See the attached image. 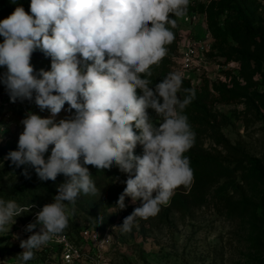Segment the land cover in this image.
<instances>
[{"label":"clouds","instance_id":"1","mask_svg":"<svg viewBox=\"0 0 264 264\" xmlns=\"http://www.w3.org/2000/svg\"><path fill=\"white\" fill-rule=\"evenodd\" d=\"M189 3L30 0L31 14L18 5L0 20V67L6 68L0 83L12 103L34 101L41 112L50 113H26L17 149L4 160L15 169L23 167L26 179L28 166L43 182H55L60 174L67 178L58 185L53 202L25 227L32 235L20 241L23 251L16 256L17 264L33 260L64 232L81 195L100 196L85 165L98 170L115 165L127 174L115 208L125 209L126 197L140 206L114 226L122 234L132 231L137 217L156 216L177 188L193 182L185 153L194 146L196 133L185 109L196 91L182 87L180 72L154 83L152 70L174 40L177 22L172 17H183ZM37 50L51 58L50 70L34 69L31 58ZM66 103L74 115L57 121ZM138 144L143 148L140 155L135 154ZM34 206L0 198V233H8L15 218Z\"/></svg>","mask_w":264,"mask_h":264},{"label":"rangeland","instance_id":"2","mask_svg":"<svg viewBox=\"0 0 264 264\" xmlns=\"http://www.w3.org/2000/svg\"><path fill=\"white\" fill-rule=\"evenodd\" d=\"M218 1L190 0L183 17H172L177 22V27L172 29L174 40L167 46L168 54L161 64L153 67V81L158 82L170 72L182 73V87L196 91V98L185 109L192 129L200 127L198 119L203 113L200 104H205L217 118L221 134L237 145L240 153H230L217 146L210 138L211 132H204V147L220 151L225 165L230 167L220 182L211 188L208 204L191 206L182 212H166L178 190L188 192L193 182L181 186L175 190L167 205L160 206L156 216L148 219L137 217L130 233L122 234L114 226L121 225L124 218L140 206L139 201L133 204L126 197L125 209L113 207L94 215L98 210L94 208L91 212L94 216L76 208L77 214L88 220L81 223L77 230L71 226L64 230L82 245V251L87 255L75 264H264V64L248 60V52L254 49L250 42L215 36L209 14L213 3L214 10H217ZM258 1L260 8L255 10L253 4L248 8L264 26V0ZM18 5L21 6L19 0L16 3L0 0V7H13L15 10ZM23 8L31 14L30 5ZM214 20L217 27L225 29L226 15L214 14ZM0 42H3V37H0ZM194 42L198 49L188 61L189 44ZM31 63L36 71L50 70L51 58L37 50ZM5 71L6 68L0 67V74ZM179 95L183 96V92ZM68 108L66 103L56 117L57 121L74 115L75 110L69 112ZM29 111L41 117L50 115L46 111L41 112L34 101L17 100L12 103L6 87L3 84L0 86V148H5L4 157L10 150L17 149L19 134L23 131L21 121ZM50 150L51 146L45 158L50 155ZM142 151V146L138 144L135 154L140 155ZM4 157L0 159L1 194L15 197L24 194L22 197L26 199V192L31 187L49 186L54 189L50 192L53 202L57 184L41 181L31 166L30 178L22 179L18 169ZM237 161H241L238 169L235 168ZM120 174L121 177L113 184L115 189L123 192L127 174ZM228 198L238 203L235 216H229L225 209ZM25 201L20 205L35 206L16 217L8 233H0V264L4 261L6 264H17L16 256L23 251L20 241L28 238L22 235L21 227L29 221L35 222L36 213L49 204L43 202L39 206L38 201ZM70 217L74 218L73 215ZM82 228L90 232L84 242H81L79 232ZM43 247L35 253L34 259L42 257V254L47 256ZM48 257L58 264L60 256L49 252Z\"/></svg>","mask_w":264,"mask_h":264},{"label":"trees","instance_id":"3","mask_svg":"<svg viewBox=\"0 0 264 264\" xmlns=\"http://www.w3.org/2000/svg\"><path fill=\"white\" fill-rule=\"evenodd\" d=\"M21 6L30 5V0H19ZM253 4L255 10L260 8V2L258 0H219L217 2V10H211L209 16L211 20V27L213 33L218 38L219 36H226L234 38L238 41L250 42L254 46L253 50H250L247 54L249 61L255 64H264V26L259 23V19L254 13L250 11L248 6ZM14 11L13 7H0V20L8 17ZM216 11V12H215ZM214 14L216 16L226 15V27L223 30L217 27ZM214 20V23H213ZM33 56V55H32ZM264 74V72H263ZM200 108L203 111L199 115L198 124L199 128H195L196 140L194 146L188 151L186 156L190 159V166L193 170L194 179L192 186L188 192L179 189L178 192L172 198L170 204L166 208V212H182L188 207H203L209 202V193L213 186L220 182L222 176H224L229 166L225 165L222 160L221 152L217 149L213 151L204 147L202 143V136L205 133L211 132L210 138L213 139L217 146L222 147L224 150L230 153H240L238 146L233 145L229 139H227L220 132V126L217 118L207 109L205 104H200ZM49 113L48 111H46ZM219 154V155H218ZM5 155V148H0V159ZM241 161H237L235 168H240ZM88 167L93 179L100 189V196H85L81 195L77 200L76 208L81 212H88L89 216L100 215V210L111 209L116 207V202L119 195L122 193L120 190L114 188L115 180L121 177L119 169L113 165L111 169L98 170L91 165H85ZM30 166H28L29 171ZM23 167L18 169V172L22 179L25 177L21 175ZM66 177L60 174L54 184L60 185L66 181ZM26 180V178H25ZM54 189L46 186L45 188L31 187L26 192V199L28 202L38 201L39 206L43 202L52 203L50 200V192ZM24 194L20 197H15L10 194H1L0 198L11 199L17 201L18 204H22L26 199H23ZM126 202V201H125ZM94 205V206H93ZM238 203L231 199L225 200V209L229 216H235L238 212ZM98 209L96 213H91L92 210ZM74 218L69 217V225L74 230H77L81 223L88 220L87 217L81 218L77 211L73 215ZM166 215L163 217V220ZM101 220V219H100Z\"/></svg>","mask_w":264,"mask_h":264},{"label":"built area","instance_id":"4","mask_svg":"<svg viewBox=\"0 0 264 264\" xmlns=\"http://www.w3.org/2000/svg\"><path fill=\"white\" fill-rule=\"evenodd\" d=\"M196 42L189 44L190 53H188V61L192 59L191 55H195V52L198 49ZM1 85L2 83H0V86ZM29 223H32V221L27 222L26 225H23L21 227L22 235L26 237L32 235V233L26 232L24 230ZM36 231L38 230L36 229ZM79 232L81 242H84L85 240L87 241L90 236V232L86 228H82ZM42 250L47 253V256L45 254H42V257L31 260L28 264H56L53 260L49 259V252L55 253L56 256H60V259L57 261L58 264H75L81 261L83 258H86L85 256H87L82 251V245L78 244L75 240H73L71 236L66 232H63L60 236L54 238L46 246H44Z\"/></svg>","mask_w":264,"mask_h":264}]
</instances>
